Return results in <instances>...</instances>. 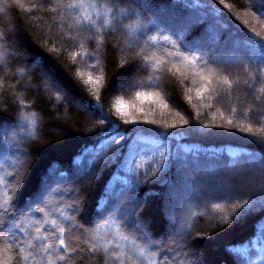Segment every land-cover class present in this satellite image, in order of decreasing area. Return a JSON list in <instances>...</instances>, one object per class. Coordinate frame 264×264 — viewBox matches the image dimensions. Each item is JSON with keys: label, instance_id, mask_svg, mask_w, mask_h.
Returning a JSON list of instances; mask_svg holds the SVG:
<instances>
[{"label": "trees", "instance_id": "16d2710c", "mask_svg": "<svg viewBox=\"0 0 264 264\" xmlns=\"http://www.w3.org/2000/svg\"><path fill=\"white\" fill-rule=\"evenodd\" d=\"M149 1L151 8L142 0H124L121 7H130L137 15L122 24L135 26L142 20L140 55L163 60V74L140 66L136 52L127 47L131 40L122 27L116 32L105 28L103 43L98 45L94 32L81 29L77 34L59 12L48 10L55 0H20L23 7L16 0H0V32L6 34L7 49L0 63V176L6 182L0 184V193L7 191L12 202L0 225V260L7 264H43L39 255L35 261L32 257L25 261L32 249L9 241L8 229L24 239L21 229L13 228V222L21 223L34 235V225L22 221L28 215L41 219L35 209L46 205L51 218L67 229L69 247L79 246L70 264L104 262L100 255L88 252L82 233L59 217L56 209L68 205L79 208L68 209V214L85 229L105 220H123L128 226H122L121 232L128 241L114 236L111 224L106 230L109 238L129 249L133 238L144 243L146 232L147 242L159 245L163 252L157 256L156 248L150 250L156 264L164 260L168 264H264V200L260 199L264 183L259 190H219L234 179L243 182L233 177L235 173L264 167V109L254 103L264 78L249 80L255 93L244 84L246 69L254 71L258 66L249 57L258 51L256 43L264 42V0ZM187 17V24H173L174 19ZM151 36L157 39L149 40ZM193 50L210 61L217 77L232 80V86L214 78L211 90L203 99L198 97L199 73L207 74V69L201 62L185 68L176 55ZM169 61L184 74L169 71ZM138 92L150 95L144 99ZM118 99L128 105L129 117L118 114ZM24 113H36L34 135ZM132 117L138 123H124ZM111 121L121 125L120 131H136L126 143L110 144L98 133ZM22 156L26 159L20 167ZM50 174L47 195L34 200ZM227 174L230 182L223 181ZM75 188L80 201L72 195ZM3 199L0 195V203ZM244 200L249 204L233 209V204ZM216 203L222 208H214ZM133 214L145 226L144 232L136 230ZM41 226L53 231L51 225ZM35 250L39 253L38 247Z\"/></svg>", "mask_w": 264, "mask_h": 264}, {"label": "snow or ice", "instance_id": "6c2138e0", "mask_svg": "<svg viewBox=\"0 0 264 264\" xmlns=\"http://www.w3.org/2000/svg\"><path fill=\"white\" fill-rule=\"evenodd\" d=\"M46 2V0H45ZM223 3V0H221ZM124 3V0H103V2H97V0H55V5L50 7L48 10L57 13L59 12L64 23L70 28H75L77 30V34L82 29L88 32H94L95 38L97 39V43L102 44L103 30L107 28L109 31L116 32L121 27L128 34L131 43L128 44V48L135 51L137 56L141 61V67L147 68L151 67L154 71L159 70L161 74H163L165 70V62L163 60H157L155 56L148 55H140L144 49L139 47L137 41L140 35L144 33L141 31L143 28V22L138 21L135 26L128 24L123 25L122 21L130 18L133 15H137L135 10L132 8H124L121 7V4ZM17 6L23 7L20 3V0H16ZM33 8H40L42 4H33ZM164 40H169L170 37L164 36ZM6 39V34L4 32H0V63H4L5 56L7 54V49L5 48L4 41ZM86 39H93L92 36L86 37ZM149 40L155 41L157 39L156 36L148 37ZM83 46V45H81ZM256 48L257 52L253 53L249 58L256 62L258 65L254 71L248 72V79L244 80V84L248 86L249 89L255 93L257 90L252 89V84L249 83V80L252 83H255L257 77L264 78V68H261L260 65H264V42H257ZM176 55L179 57V63L183 65L185 68L188 67H196L198 62H201L204 65V68L207 69V74L203 72V70L199 73L201 77V87L196 89L197 96L201 99L204 98V93L209 92L212 86V80L214 78L222 79L224 83L229 85L230 87L233 84V81L228 79L226 76L217 77V73L215 68L210 67V61L204 60L203 57L197 56L195 54V50L191 51L190 54L178 52ZM247 55V53H245ZM95 58V54H94ZM99 61H97L98 63ZM171 63V68L169 71H174L175 73H180L181 68L177 66L176 63ZM89 80H92V77L89 76ZM238 80V78H237ZM95 83L99 85L100 80L97 78ZM158 86V85H154ZM259 94L254 95V103L258 104L261 109H264V87L258 89ZM150 94L144 92H138L137 96L147 99ZM156 97H159V93L154 94ZM191 99V97H189ZM159 102V101H158ZM23 103V101H21ZM90 107H95L98 110L102 111L100 106L91 105ZM167 107L166 104L163 105ZM126 105H123V102H118L117 112L118 114L129 117L131 114L128 111H125ZM143 112V109H140ZM235 112V108L232 109ZM251 111V108L248 109ZM107 114H105L106 116ZM23 119L28 121V124L31 129V133L34 135L36 132L37 120L36 113H24ZM147 123L155 124L157 121H146ZM100 123L103 125L105 123L104 120H101ZM125 124H136L138 121L135 117H132L131 120L125 119ZM187 123V121H184ZM228 123L231 124L232 120L229 119ZM121 125L116 123L115 121H111L104 128L100 129L99 135H103L107 138L108 143L112 144H121L126 143L130 138L131 134L136 131L135 129H125L124 131H120ZM247 131L251 132L252 127L248 125ZM27 155V154H25ZM159 156L161 159L164 157V153L160 152ZM3 176H0V184H5ZM233 183H240L239 180H233ZM3 195V202L0 203V225L5 223L3 217L9 214V211L12 207L11 197L8 195L7 191L0 193ZM260 199L264 200V191L260 194ZM249 201L244 200L243 204L239 201L233 204V209L241 208L244 205H248ZM214 208L220 209L222 205L220 203H216L213 205ZM50 205H46L45 207H37L35 211L40 214L41 219H34L30 215L25 216L23 223H27L30 225H34L33 232L34 235H30L27 228H21V223L13 222V228L21 229L24 233V239H20L17 235L12 232V229H8L9 235L8 240L12 243H16L18 245H23L32 251H29L25 256L24 260L27 261L29 257H32L33 261H35L36 256L39 255L40 261L43 264H58V262H63V264H70L71 256L73 253L78 251L77 248H70L66 243L65 233L67 229L63 226L62 223L58 222L56 218L53 217L52 211L49 210ZM68 209H72L74 211H79V208H74L73 205H68L67 208H57L56 212L59 217L63 221H67L73 228L77 229L84 236V243L88 245V252L92 256L100 255L103 259L104 264H109V261L112 264H126V262H130V264H156V262L150 259L152 252L150 251L152 248H156V255H163L162 249L159 245H155V243L149 244L147 242V233L145 232V241L144 243H137L136 239L131 240V248L124 243H117L113 239L109 238V232L106 230L107 225L111 224L114 229V236L119 237L120 241H128L130 238L127 235H124L121 232V227L128 225L124 224V221L121 220L120 223H117L116 220H105L104 223L96 225L93 229H85L83 225L78 224L75 219L68 214ZM195 215V213H194ZM133 222L137 224L136 230L138 232H144L145 226L137 221H135V214H133ZM41 225H51L53 226V231L51 233L48 232L46 227H42ZM191 228V225H188ZM3 229H0L2 231ZM3 238L0 237V240ZM7 247L11 248L12 244H7ZM39 248V253L36 252V248ZM63 249V254H61L60 250ZM23 251V248L21 249ZM2 252V249H0ZM55 253V256L53 255ZM0 264H7L6 261L0 260ZM164 264H168L167 260H164Z\"/></svg>", "mask_w": 264, "mask_h": 264}, {"label": "rangeland", "instance_id": "374dc122", "mask_svg": "<svg viewBox=\"0 0 264 264\" xmlns=\"http://www.w3.org/2000/svg\"><path fill=\"white\" fill-rule=\"evenodd\" d=\"M142 3H144V5H146L147 7H149L150 6V1L149 0H142ZM149 8H151V6L149 7ZM153 8V7H152ZM163 8V7H162ZM154 9V8H153ZM172 9V8H171ZM183 20V19H182ZM182 20H179V18H177V20L175 21V19L173 20L174 21V25H177V26H181V25H184V24H187L188 23V21H189V19H188V17L186 18V19H184L183 21ZM180 23V24H179ZM120 101H122L123 102V105H126V103L123 101V100H121V99H118L117 100V105H118V102H120ZM127 107L124 109L125 111H128L129 112V107H128V105H126ZM24 159H26V157H24ZM23 159V156H22V158H20V161L22 160V163H21V166L20 167H23V165H24V162H25V160ZM24 160V161H23ZM261 168H260V170H255V169H253L252 170V172H249L248 174H244V175H241V173H235L234 175H233V177H235L236 179H241L243 182L242 183H233L231 180H229V178L230 179H232V177H231V174H227V175H225L224 176V180L223 181H231L230 182V185L229 186H223V187H221L220 189H219V187H217V188H212V190H223V189H230V188H232V189H234V187H236V188H240V189H242L244 192L245 191H251V190H259L260 188H262V185H263V183H264V167H262V166H260ZM50 178H51V174L49 175V177H48V179H44L43 180V184L41 185V188L39 189V191L37 192V194L35 195V197H34V200H37V199H39V198H42L43 196H45V195H47V193H48V191L50 190V189H48V185H47V182H48V180H50ZM235 180V179H234ZM222 181V182H223ZM225 185H227V184H225ZM48 189V190H47ZM67 192V191H66ZM78 193L79 191L77 190V188H75V190H74V193H72V195L75 197L76 196V199L78 200V201H80L81 199L78 197V195H75V193ZM58 198V197H57ZM77 204H78V202H77ZM79 205V204H78ZM76 207H78V206H76ZM174 218V217H173ZM180 230V229H179ZM159 243H161V241H159ZM181 246H183V243H181L180 244ZM180 245H177V246H179L180 247ZM174 250V249H173ZM175 252H177V250L175 249Z\"/></svg>", "mask_w": 264, "mask_h": 264}]
</instances>
